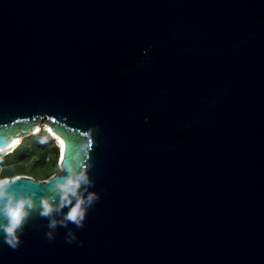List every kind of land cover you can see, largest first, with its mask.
<instances>
[{"label": "water", "instance_id": "obj_1", "mask_svg": "<svg viewBox=\"0 0 264 264\" xmlns=\"http://www.w3.org/2000/svg\"><path fill=\"white\" fill-rule=\"evenodd\" d=\"M44 119L0 264H264V0H0V149Z\"/></svg>", "mask_w": 264, "mask_h": 264}, {"label": "trees", "instance_id": "obj_2", "mask_svg": "<svg viewBox=\"0 0 264 264\" xmlns=\"http://www.w3.org/2000/svg\"><path fill=\"white\" fill-rule=\"evenodd\" d=\"M43 142L44 146L39 145ZM33 158L42 163L45 169L32 167L28 163ZM60 147L56 140L42 127L39 132L25 136L11 151L0 155V180L16 175H29L44 180L60 171Z\"/></svg>", "mask_w": 264, "mask_h": 264}, {"label": "clouds", "instance_id": "obj_3", "mask_svg": "<svg viewBox=\"0 0 264 264\" xmlns=\"http://www.w3.org/2000/svg\"><path fill=\"white\" fill-rule=\"evenodd\" d=\"M47 131L59 145L57 138L48 128ZM8 185L9 181L7 179L0 180V215H3L7 220V223L0 225V228L3 229L8 237H11V239L8 240V243L15 247V244L13 243L15 240V232L21 226L26 215V205L30 208L31 202L27 201L25 198H17L15 194L8 189ZM44 209V215H47L50 211L47 204L44 205ZM68 218L72 221H76L77 217L71 212ZM52 226L54 227V224Z\"/></svg>", "mask_w": 264, "mask_h": 264}, {"label": "bare ground", "instance_id": "obj_4", "mask_svg": "<svg viewBox=\"0 0 264 264\" xmlns=\"http://www.w3.org/2000/svg\"><path fill=\"white\" fill-rule=\"evenodd\" d=\"M48 128L49 130L51 131V133L57 138L58 142L60 143V146H61V158L64 159L65 158V155H66V143H65V140L62 136H60L59 134H57L55 131H53L52 127L48 124ZM40 125L38 124L36 127H35V130L33 133H37L40 131ZM21 135L19 136H16L14 139H12L10 145L6 148H3V149H0V153L3 152V151H6V150H9V149H12L14 148L15 146H17L20 142H21Z\"/></svg>", "mask_w": 264, "mask_h": 264}, {"label": "rangeland", "instance_id": "obj_5", "mask_svg": "<svg viewBox=\"0 0 264 264\" xmlns=\"http://www.w3.org/2000/svg\"><path fill=\"white\" fill-rule=\"evenodd\" d=\"M48 124H49L48 121L44 119V120H41V123H40L39 125H40V128L44 127V128L47 129V128L49 127ZM48 129H49V128H48ZM33 134H35V133H33ZM30 135H31V134H30ZM39 146H40V147H43V146H44L43 142H41V144H40ZM15 147H16V146H15ZM15 147H14V148H15ZM12 149H13V148H12ZM12 149H9V150H6V151H3V152L0 153V155L9 152V151H11ZM59 165H60V159H59ZM28 166H29L30 169H33L32 167H37L38 169H39V168L45 169V168L47 167V162H46V163H42L41 160L38 161L37 159L33 158L32 160L29 161ZM59 167H60V166H59ZM60 171H61V168H60ZM60 171H59V172H60Z\"/></svg>", "mask_w": 264, "mask_h": 264}, {"label": "snow or ice", "instance_id": "obj_6", "mask_svg": "<svg viewBox=\"0 0 264 264\" xmlns=\"http://www.w3.org/2000/svg\"><path fill=\"white\" fill-rule=\"evenodd\" d=\"M0 143H2V142H0ZM72 213L77 217V210L76 209H73V211H72Z\"/></svg>", "mask_w": 264, "mask_h": 264}]
</instances>
